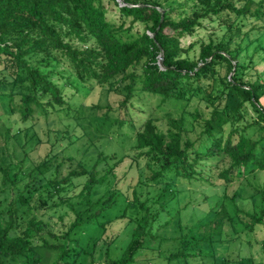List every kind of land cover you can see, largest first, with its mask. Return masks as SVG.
<instances>
[{"label":"trees","instance_id":"obj_1","mask_svg":"<svg viewBox=\"0 0 264 264\" xmlns=\"http://www.w3.org/2000/svg\"><path fill=\"white\" fill-rule=\"evenodd\" d=\"M113 1L119 23L108 18L102 0H0V101L6 97L5 110L17 113L25 123L36 112L46 116L63 107L66 101L52 78L53 69L46 70L62 59L80 81L94 80L102 88L120 92L119 108H127L130 99L140 93L159 97L161 103L185 101V107L202 93L199 99L207 111L196 108L191 116L199 129L195 138L189 136L183 115L166 118L163 128L149 117L137 131L134 147L140 157L159 164L150 179L157 180L163 171L173 169L185 179H201V186L220 188L221 194L215 206L198 218L189 220L176 210L161 226L169 229L167 237L153 229L150 209L134 188L132 202L123 207L115 208L120 197L117 190L91 199L93 186L115 174L123 158L110 165L107 160L116 156L99 153L101 158L88 171L83 165L72 166L70 155L59 154L54 159L56 175L47 178L45 187L59 192L61 182L87 177L82 198L71 204L74 218L61 235L72 241L71 245L41 238L45 247L56 251L50 264H254L240 251L256 241L259 228L264 229V182L253 184L254 177L248 178L256 171L264 172V82L247 78V65L240 60L254 39L244 43V37L235 40L233 36L240 31L237 19L246 17L261 21L252 30L255 37L264 36V0H195L187 10H179L168 0ZM158 8L163 9L162 15ZM207 18L222 19L226 30L236 29V33L200 41L198 57L191 59L185 55L189 48L182 47L181 39L192 35ZM135 23L142 26L141 31L132 30ZM160 50L162 66L158 63ZM259 50L264 52V44ZM220 65L225 67L223 75ZM17 83L21 88L15 102ZM5 89L9 91L4 93ZM112 105L90 106L86 121L96 137L122 126L123 114L114 116ZM9 131L4 128L0 139V193L7 195L3 198L5 209L0 210L7 219L4 224L0 220V264L26 259L29 253L37 263L39 255L29 230L40 233L44 221L31 216L27 229L18 234L11 231L17 227L19 207L26 205L38 214L43 198L40 191L31 193L27 185L25 190L19 188L18 171H11L16 163L11 162L7 150ZM100 160L107 164L101 175L96 169ZM65 162H69L66 174L60 179L57 174L64 170ZM201 164L211 166L206 175L196 168ZM240 185L248 188L246 195L239 193ZM252 200V208L243 207ZM131 203L138 204L143 214L127 221L132 225L126 239L111 247L119 232H106L111 223L125 217ZM105 213L104 222L98 220ZM82 229H87L85 234L70 236ZM96 234L106 244L101 260L93 256L94 242L90 245Z\"/></svg>","mask_w":264,"mask_h":264},{"label":"rangeland","instance_id":"obj_2","mask_svg":"<svg viewBox=\"0 0 264 264\" xmlns=\"http://www.w3.org/2000/svg\"><path fill=\"white\" fill-rule=\"evenodd\" d=\"M168 1L174 3L179 10H187L195 3V0ZM102 2L106 8L108 18L115 23H119L120 16L114 1L102 0ZM221 20L217 18L203 19L192 35L183 37L181 39L182 47L189 48L185 55L191 59H196L199 54L200 41H208L210 36L219 39L229 32L236 33V29L226 30L228 26L224 25ZM236 23L240 24V31L233 36L235 40L244 37V43H247L250 39H254L240 57L241 62L247 65L244 74L250 80L264 82V52L259 50V46L264 44V36L255 37L256 33L252 30L254 26H259L261 21L253 22L251 18L246 17L237 19ZM132 30L141 31L142 26L135 23ZM223 65L218 66L221 75L224 74L225 67ZM51 68L53 69L52 78L60 86L66 101L63 107L50 110L46 116L39 115L36 112L31 120L22 123L17 113H9L5 110L6 99L4 98L6 97H2V101H0V139L4 128H9L7 150L11 155V162L16 163L15 168L11 171H18V186L20 189L27 185L31 193L40 191V196L43 198V208L38 214L34 211L30 212L26 205L19 207L17 227L13 228L11 232L18 234L27 229V222L31 216L39 217L45 223L40 233H35L32 229L29 230L33 236V249L39 255L38 262L34 263L33 253H29L26 259L19 258L15 262L10 260H6V262L9 264H25L26 262L30 264H50L56 257V251L45 247L41 238L48 240V242H59L64 245H71L70 243H72V241L61 237V235L74 218L71 204L74 206L82 198L83 182L87 175L71 177L69 181L61 182L63 188L59 192H56L52 186L45 187L47 178L56 175L54 159L59 154L70 155L72 166L83 165L88 171L92 170L94 162L101 158L100 154L116 156V159L107 160L110 165L119 158H123L120 166L115 169V174L108 175L105 182L93 186L90 192L91 199L95 200L102 197L106 192L117 190L120 197L115 208L123 207V205L132 202L134 188L136 196L142 202H145L150 209L149 213L153 218V229L159 230L167 237L169 236L167 233L169 229L161 226L176 210H180L187 219L192 220L202 216L211 206H215L221 194L220 188L201 186L203 185L201 179H185L180 175H176L173 169L163 171V174L157 180H152L150 176L153 171L159 168V164L140 157L134 147L136 133L141 129L145 119L149 117L156 119L159 127L163 128L166 118H178L183 115L185 125L189 128V136L195 138L199 129L197 125L194 126L195 122H193L191 116L196 108L198 110L206 109L203 100L199 99L200 96L202 98V93H199L198 97H195L186 107L185 101L170 99L161 103L159 97L140 93L133 96L127 104V108L124 109L119 108L118 105L122 98L120 92L102 88L94 80L80 81L75 77L71 71L72 68L65 59L46 70ZM20 88L19 84L14 88L15 102L18 101L17 89ZM8 91V89H5L4 93ZM261 102L264 107V94ZM108 103L113 104L112 107L115 111L112 114L114 116L119 115V113L123 114L124 122L121 127L114 126L108 134L96 137L95 133L92 132V126L86 121V116L89 114L92 104L105 105ZM248 110L251 114L254 113L249 106ZM88 132L93 134L88 136ZM133 160L136 161V164ZM68 163L65 162L64 170L62 167L63 171L57 174L60 179L65 176L67 170L65 166ZM105 168H107L106 161L100 160L96 165L99 175L102 174ZM196 168L201 169L202 173L206 175L211 166L201 164ZM248 178L253 180V184L261 185L264 182V172L256 171L254 174L248 175ZM1 188H3L2 185H0ZM247 189L245 185H240L238 191L246 195ZM28 193L26 192V195H29ZM5 195L0 193V210L5 209L6 202L3 201ZM252 206L253 200L243 204L245 208H252ZM143 211L138 207V204L131 203L125 210V217L111 223L106 234L119 232V236L110 245L111 247L120 245L122 240L126 239L132 225L128 224L127 221L135 220L143 214ZM106 216L107 213L100 216L98 220L104 222ZM0 220L4 224L7 220L6 214H0ZM86 231L87 229H82L79 233L70 236L76 237L79 234H85ZM49 232L57 234V236L52 237ZM166 241L167 243L170 242V240ZM93 242L95 246L92 252L93 256L96 260H101L104 256L106 244L99 234L93 237L90 245H93ZM240 254L252 258L254 264H264V229L259 228L256 241L251 245L246 244L241 249ZM228 264H234V262Z\"/></svg>","mask_w":264,"mask_h":264},{"label":"water","instance_id":"obj_3","mask_svg":"<svg viewBox=\"0 0 264 264\" xmlns=\"http://www.w3.org/2000/svg\"><path fill=\"white\" fill-rule=\"evenodd\" d=\"M118 1H121V0H118ZM159 9V11H160V13H161V15L163 14V9H161V8H158ZM154 34L153 33H151V36H153ZM162 51L160 50V54H159V61H158V63H159V65L160 66H162Z\"/></svg>","mask_w":264,"mask_h":264}]
</instances>
